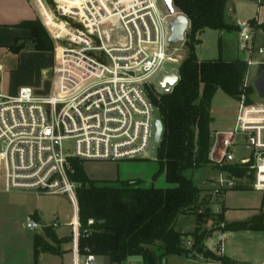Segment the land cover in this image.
<instances>
[{"label":"built area","instance_id":"built-area-1","mask_svg":"<svg viewBox=\"0 0 264 264\" xmlns=\"http://www.w3.org/2000/svg\"><path fill=\"white\" fill-rule=\"evenodd\" d=\"M34 1L66 30L48 27L39 12L53 42L52 63L42 73L49 82L47 91L39 93L28 85L15 92L0 90L1 190L66 194L75 211L72 264H93V254L78 252L79 238L91 232L94 221L88 219L87 226L80 228L76 201L80 183L69 177L70 159L150 158L155 121L160 118L154 97L163 93L154 79L161 70L169 72L163 65L177 61L173 55L180 49L167 43L173 15L160 8L161 0ZM247 26L241 49L250 70L264 62L254 58L263 51L248 43L253 28ZM249 75L250 71L244 85L249 84ZM68 140L72 153L63 148ZM235 150L246 154L237 156ZM208 157L216 166L212 197L221 198L228 190L246 185L264 190V102L245 104L241 95L232 128L214 133ZM230 164L247 165V175L225 171L223 167ZM22 225L36 230L57 227L58 222L42 224L31 214ZM191 242L188 237L183 245L189 248ZM202 263L221 264L217 259Z\"/></svg>","mask_w":264,"mask_h":264},{"label":"trees","instance_id":"trees-1","mask_svg":"<svg viewBox=\"0 0 264 264\" xmlns=\"http://www.w3.org/2000/svg\"><path fill=\"white\" fill-rule=\"evenodd\" d=\"M51 3V0H48ZM227 0H172L175 10L187 16L190 27L184 45L187 53L179 63L178 80L168 92H163L154 102L163 123V133L157 148V171L151 177V185L144 186L137 178L105 181L89 178L83 161L70 159L72 181L80 183L76 189L80 228L93 219L91 232L78 240V252L105 258L108 264H119L132 256H140L142 264H165L167 256H187L194 252L206 258L217 259L221 264L235 263L224 256H217L205 249L207 232L202 228L210 214L207 212L211 194L196 184L195 174L206 166L215 169L208 153L215 131L209 124L211 100L220 89L239 100L244 95L245 104L253 103L252 84L244 85L249 70L245 60L221 58L198 60L194 53L196 35L205 28L232 29L224 21ZM249 25L254 29V21ZM29 31L25 39H15L7 50L18 52L29 43L40 52H52L53 42L39 18L18 24ZM264 64L256 68V74ZM223 169L232 175H247V165L230 164ZM186 174V172H188ZM163 174L169 187L158 188L152 184ZM244 189V187H236ZM205 192V193H204ZM203 193V194H202ZM194 214L195 227L183 233L175 229L179 215ZM264 213L245 221H231L219 226L220 231L262 230ZM191 239L186 248L183 240ZM47 239L61 244L68 238H58L50 226L43 234H34L33 262L38 263L40 253L61 254Z\"/></svg>","mask_w":264,"mask_h":264},{"label":"rangeland","instance_id":"rangeland-1","mask_svg":"<svg viewBox=\"0 0 264 264\" xmlns=\"http://www.w3.org/2000/svg\"><path fill=\"white\" fill-rule=\"evenodd\" d=\"M159 6L161 9H164V6L159 1ZM38 8V7H37ZM39 10V9H38ZM41 21V18H40ZM66 28L63 27L61 31H65ZM187 34V33H186ZM201 42L195 45L194 53L198 59H212L225 57V54L220 52L218 49V32L213 29H205L203 34L201 35ZM179 49L178 52L173 55V57L177 58V61H169L165 62L163 65L164 70L166 71H177L179 63L185 58L187 49L184 43L177 45ZM221 55V56H219ZM16 59L13 55H7L5 57L6 68L4 72L0 71V76H2V83L0 85V90L5 91L8 83L12 78L13 80L20 81H30L29 83H33L35 80L36 84L39 83L40 78V70L38 69L37 63H32L33 58H23L22 62H24V68L17 69L18 72L14 71L17 67ZM257 61H263L264 59H257ZM38 62V61H36ZM40 62V60H39ZM46 58L43 59L40 63H46ZM33 64V65H32ZM33 66V70H30ZM258 65H254L251 67L250 75L248 83L252 84L256 76V68ZM1 68V67H0ZM2 69V68H1ZM45 90H41L39 93H44ZM251 98L255 103L264 102V98L259 97L256 92L251 95ZM238 108V101L228 96L222 90L218 89L212 97L211 100V117L212 120L209 124V128L213 131L216 128L228 127L235 120L236 112ZM64 151L67 153L73 152L72 141H64L63 142ZM246 154L243 150H235V155ZM128 161V160H126ZM124 161V162H126ZM128 162L132 163H141L139 165H131L125 170H129V172H135L140 175H144V180L142 181V185L149 186L151 185V177L158 169V163L155 159L151 158H142V159H132ZM84 171L86 175L90 178L96 177L98 174H102L104 171L103 164L100 161L93 162H83ZM152 173V174H150ZM186 172V174H188ZM200 178L196 179V184L206 190L210 187V178L215 175V169L211 166L203 167L199 170ZM147 175V176H146ZM0 184H1V175H0ZM154 187L165 188L170 185L167 184L164 180L163 174H160L156 177V179L152 183ZM225 194V193H224ZM224 196V195H223ZM223 196L215 197L214 201L211 203L209 207H207V212L210 214V217L207 219L206 223L203 224L202 228L206 230L207 236L210 235L212 231L218 230L223 223H229L232 219H246L247 215L251 211V207L259 206L261 199H264V190H256L249 186H245L244 189H236L233 192L230 191L226 195L225 204L228 208H224ZM225 209V219L223 217V212ZM34 212H38L40 216V220L44 221L47 225L51 222L53 217L57 218V221L60 223L59 227H55V232L60 237H72L73 231V218L75 216V211L73 207V203L70 198L66 194H35L32 191H24V193H19L15 195H0V230H5L7 228H15L19 227L21 230V235L24 238L23 246H19V255L22 257V260L25 264H28L31 261V253H30V242L34 236V234H43V231L40 232L39 229L36 230H27L22 229L21 224H23L25 218L32 214L35 217ZM264 213V210L258 209L256 210V214ZM252 216V217H253ZM264 222V218H263ZM195 226V215L194 214H186L179 215L176 219L175 229L178 231H184L183 233L191 232ZM47 243L51 244L54 248H60L61 244H57L56 242H52L47 239ZM5 254L9 257L12 256V248H6ZM39 257V256H38ZM169 263L182 262L177 256H169ZM69 259V255H66L63 259L64 263H67ZM41 260L43 263L48 264H60L62 259L58 254L55 253H43L41 255ZM97 260L95 261V263ZM141 264V259L139 256H132L127 258V260L119 263V264ZM165 263V259H164ZM203 264V263H202Z\"/></svg>","mask_w":264,"mask_h":264},{"label":"crops","instance_id":"crops-1","mask_svg":"<svg viewBox=\"0 0 264 264\" xmlns=\"http://www.w3.org/2000/svg\"><path fill=\"white\" fill-rule=\"evenodd\" d=\"M38 7V8H37ZM39 9V10H38ZM43 17L44 23H46V19L50 17L51 13L44 7H40L38 3L34 0H0V71H5L6 68L5 64V57L7 55H13L16 59L17 67L14 71L18 72L19 69L23 70L24 62L22 59L31 57L33 58L32 63H37L38 69L40 70V78L39 83L36 84L35 80L33 83H29L30 81H18L10 80L8 83L7 88L4 92H15L20 86H31L36 91L41 92V90L47 91L49 88V82L43 80L42 73L45 70H48L52 63V54L51 52H40L34 49H29L28 45L23 47L18 52L13 53L7 50V46L12 45L15 39H25L29 36V31L25 28L19 27L18 24L26 21V20H33L35 18L40 19V13ZM254 21L256 27H254L252 32V37L248 43L252 44L253 47L256 49L261 48L262 53H258L254 56L256 59H264V0H227L225 9H224V21L227 25L232 26V29L226 30H215L218 32V49L219 54L223 51L225 57H219L223 60H232V59H245L246 55L241 49L242 43V32L245 29L248 30V26L250 21ZM243 26V27H241ZM245 26V27H244ZM64 25L61 24L57 26L59 29H63ZM210 29V28H205ZM200 31L196 38L198 40L197 44L201 42V35L203 34L204 30ZM214 30V29H213ZM221 56V55H219ZM46 58V63H40L43 59ZM198 59V58H197ZM215 59V58H212ZM212 59H205V60H212ZM40 60V62H39ZM204 60V59H198ZM38 61V62H36ZM33 65V64H32ZM18 69V70H17ZM30 70H33V66ZM2 83V76H0V85ZM3 91V90H2ZM234 122H232L228 127L223 128H216L214 129L215 132H223L227 131L232 128ZM126 160L117 161V162H105L100 161L103 164V172L102 174H98L96 177H92V179L98 180H105V181H116V180H125V179H133L137 178L140 180H144L143 176L135 172H129V170H125L131 165H139L143 162H124ZM216 172V170H215ZM152 174V173H150ZM198 174V178L196 175ZM147 176V175H146ZM215 176V175H214ZM91 178V177H90ZM200 178V173L197 172L195 174V179ZM210 187L206 189V192L209 193L211 186H212V178H210ZM228 190L225 192L223 198L224 201L223 206L224 208H228L225 204L226 195L230 191ZM19 193H24V191H12V192H3L1 190L0 184V195L8 196V195H15ZM205 193V192H204ZM203 194V193H202ZM214 201V197H210L209 204L207 207L211 205ZM223 217L225 219L224 213ZM262 209L264 210V199H261L259 206L251 207V211L247 215L246 219H232L229 221H245L250 219L254 214H256V210ZM35 219H37L40 223L45 224L44 221L40 220V216L38 212H34ZM57 221L56 217L51 219ZM49 222L48 224H50ZM58 222V221H57ZM60 223L58 222V226ZM56 227V228H57ZM195 227V226H194ZM21 228L23 225L21 224ZM2 231L0 230V264H25L22 260V257L19 255V246L24 243V238L21 235V230L19 227L7 228ZM40 232L43 231V228L39 229ZM55 232V227L53 228ZM184 232V231H181ZM188 233V232H187ZM56 234V232H55ZM58 238H68L64 242L61 243L60 249L62 251L59 256L61 257L62 261L60 264H65L63 259L66 255H69V259L67 260L66 264H72L73 258L75 255V251L73 249V241L72 237H60L56 234ZM203 244L205 249L209 250L211 253L217 255L220 254L224 256L228 260H231L238 264H262L264 262V231L262 230H237V231H220L215 230L208 235ZM30 253H31V261L28 264H34L33 262V243L32 240L30 242ZM12 248V256L9 257L5 254L6 248ZM39 254L38 263L37 264H44L41 260V255ZM140 257V256H139ZM167 256L165 258V264H202L205 260L211 259L206 258L202 254L194 252L193 254H188L187 256H177L181 259L182 262L176 263H169ZM141 259V258H140ZM97 262L95 263V261ZM127 260V259H126ZM48 264V263H45ZM93 264H108L107 260L102 257H95ZM138 264V262H137ZM142 264V261H141Z\"/></svg>","mask_w":264,"mask_h":264},{"label":"water","instance_id":"water-1","mask_svg":"<svg viewBox=\"0 0 264 264\" xmlns=\"http://www.w3.org/2000/svg\"><path fill=\"white\" fill-rule=\"evenodd\" d=\"M162 5L165 7L169 15H173L168 22L169 35L167 38V43L170 46H175L177 44H183L185 41L186 33L190 27V21L184 14L175 13V8L172 4V0H161ZM243 27V26H241ZM29 49H33L31 43L28 44ZM179 76L177 71L165 72L161 70L156 78L154 83L158 85V88L161 92H168L172 89L173 85L177 82ZM252 86L259 97L264 98V69H261L255 76L252 81ZM163 133V123L160 118L155 121V132L153 134V139L151 147L149 150V157L155 159L157 148L159 146L161 137ZM198 178V174L196 175Z\"/></svg>","mask_w":264,"mask_h":264},{"label":"bare ground","instance_id":"bare-ground-1","mask_svg":"<svg viewBox=\"0 0 264 264\" xmlns=\"http://www.w3.org/2000/svg\"><path fill=\"white\" fill-rule=\"evenodd\" d=\"M46 23H47L48 27H54V26L57 27V26L61 25V23L54 20L51 15L49 18L46 19Z\"/></svg>","mask_w":264,"mask_h":264}]
</instances>
